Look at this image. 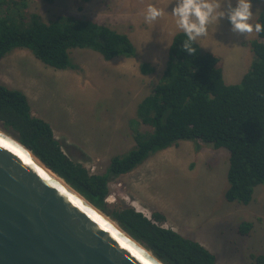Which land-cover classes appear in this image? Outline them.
Listing matches in <instances>:
<instances>
[{
	"label": "rangeland",
	"instance_id": "374dc122",
	"mask_svg": "<svg viewBox=\"0 0 264 264\" xmlns=\"http://www.w3.org/2000/svg\"><path fill=\"white\" fill-rule=\"evenodd\" d=\"M25 13L45 23L75 17L105 25L126 35L135 55L105 61L91 50L69 52L71 69L56 70L30 51L17 49L0 61V84L21 91L32 115L46 121L67 156L91 174H103L114 157L134 146V134L149 133L137 118V107L162 79L176 26L175 0H18ZM235 7L236 0H231ZM164 15L146 22L147 7ZM253 25L264 13V0H251ZM257 33L238 34L225 17L208 25L200 47L218 58L224 82L234 85L248 72ZM148 64L153 71L142 73ZM229 154L197 140L183 141L156 153L131 173L109 183L106 204L128 206L151 219L165 217L161 227L195 241L215 257V264H258L264 259V183L247 205L229 201ZM242 223L252 225L247 234ZM264 264V263H262Z\"/></svg>",
	"mask_w": 264,
	"mask_h": 264
},
{
	"label": "trees",
	"instance_id": "16d2710c",
	"mask_svg": "<svg viewBox=\"0 0 264 264\" xmlns=\"http://www.w3.org/2000/svg\"><path fill=\"white\" fill-rule=\"evenodd\" d=\"M25 8L23 1L0 0V61L22 49L63 71L72 68L69 52L73 49L91 50L105 61L135 55L129 38L105 25L75 17L45 23L38 15L25 13ZM258 23L264 25V13ZM186 39L183 32L173 36L162 79L138 104L137 118L151 131L135 133V146L126 155L112 158L103 174H91L72 161L50 125L32 115L25 94L1 84L0 127L163 264H215L214 255L202 245L161 227L162 214L155 212L149 219L132 207L106 204L111 180L183 141L197 140L228 152L229 201L247 205L254 189L264 183V31L251 42L254 60L234 85L225 84L218 58L197 42L192 45L195 55L184 52ZM140 71L153 69L144 63ZM251 228L242 223L239 231L247 234ZM262 263L264 259L258 258Z\"/></svg>",
	"mask_w": 264,
	"mask_h": 264
},
{
	"label": "water",
	"instance_id": "95a60500",
	"mask_svg": "<svg viewBox=\"0 0 264 264\" xmlns=\"http://www.w3.org/2000/svg\"><path fill=\"white\" fill-rule=\"evenodd\" d=\"M0 264L163 263L0 127Z\"/></svg>",
	"mask_w": 264,
	"mask_h": 264
},
{
	"label": "clouds",
	"instance_id": "9594fccd",
	"mask_svg": "<svg viewBox=\"0 0 264 264\" xmlns=\"http://www.w3.org/2000/svg\"><path fill=\"white\" fill-rule=\"evenodd\" d=\"M175 5L171 15L176 17V26L187 37L182 50L190 55H195L196 49L192 45L198 38L207 35L208 25L212 22L218 24L225 17L235 33L246 35L264 31V25L249 22L253 16L251 0H236L235 7L231 0H175ZM164 12V9L149 5L145 21L153 22Z\"/></svg>",
	"mask_w": 264,
	"mask_h": 264
},
{
	"label": "bare ground",
	"instance_id": "6f19581e",
	"mask_svg": "<svg viewBox=\"0 0 264 264\" xmlns=\"http://www.w3.org/2000/svg\"><path fill=\"white\" fill-rule=\"evenodd\" d=\"M37 162V161H36ZM37 164L42 168V169H44V171H46V172H48L52 177H54L55 178V176L54 175H52L49 171H47L45 168H44V166L43 165H41L39 162H37Z\"/></svg>",
	"mask_w": 264,
	"mask_h": 264
},
{
	"label": "built area",
	"instance_id": "2783aa9c",
	"mask_svg": "<svg viewBox=\"0 0 264 264\" xmlns=\"http://www.w3.org/2000/svg\"><path fill=\"white\" fill-rule=\"evenodd\" d=\"M108 200L106 199V202H107ZM108 203V202H107Z\"/></svg>",
	"mask_w": 264,
	"mask_h": 264
}]
</instances>
